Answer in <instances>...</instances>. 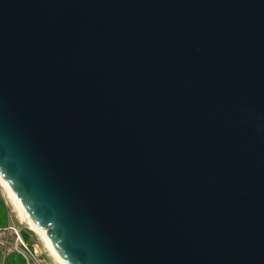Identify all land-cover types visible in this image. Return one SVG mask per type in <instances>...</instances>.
<instances>
[{"label":"water","instance_id":"95a60500","mask_svg":"<svg viewBox=\"0 0 264 264\" xmlns=\"http://www.w3.org/2000/svg\"><path fill=\"white\" fill-rule=\"evenodd\" d=\"M0 176L64 264H264V0H0Z\"/></svg>","mask_w":264,"mask_h":264},{"label":"rangeland","instance_id":"374dc122","mask_svg":"<svg viewBox=\"0 0 264 264\" xmlns=\"http://www.w3.org/2000/svg\"><path fill=\"white\" fill-rule=\"evenodd\" d=\"M41 264H60L50 253L38 234L29 229L28 225L19 218L17 210L8 198L7 192L0 183V264L11 254H15L25 264L22 257L14 251L16 233ZM26 234V237L23 235Z\"/></svg>","mask_w":264,"mask_h":264},{"label":"bare ground","instance_id":"6f19581e","mask_svg":"<svg viewBox=\"0 0 264 264\" xmlns=\"http://www.w3.org/2000/svg\"><path fill=\"white\" fill-rule=\"evenodd\" d=\"M0 183L1 185L4 187V189L7 192L8 198L10 199L11 203L14 205V208L17 210L18 212V216L21 220H23L29 227L30 230H32L34 233L38 234V236L40 237V239L44 242L45 246L48 248V250L50 251V253L53 255V257L60 263V264H64L63 261L61 260V258L56 254V252L54 251L53 247L51 246L50 242L48 241V239L45 236V231L39 229L34 222L29 218V216L26 214V212L24 211V209L17 203V201L15 200V198L13 197L10 189L8 188V186L5 184V182L3 181V179L0 176Z\"/></svg>","mask_w":264,"mask_h":264},{"label":"built area","instance_id":"2783aa9c","mask_svg":"<svg viewBox=\"0 0 264 264\" xmlns=\"http://www.w3.org/2000/svg\"><path fill=\"white\" fill-rule=\"evenodd\" d=\"M16 233V232H15ZM14 251L22 257L25 264H41L37 257L33 254L30 247L24 243L21 236L16 233Z\"/></svg>","mask_w":264,"mask_h":264},{"label":"trees","instance_id":"16d2710c","mask_svg":"<svg viewBox=\"0 0 264 264\" xmlns=\"http://www.w3.org/2000/svg\"><path fill=\"white\" fill-rule=\"evenodd\" d=\"M23 235L26 237L25 233H23ZM3 262H4L3 264H23L20 258L15 254H11L8 257H6Z\"/></svg>","mask_w":264,"mask_h":264}]
</instances>
